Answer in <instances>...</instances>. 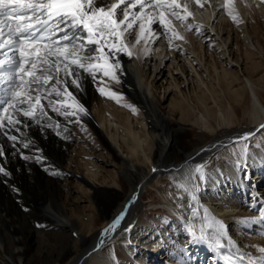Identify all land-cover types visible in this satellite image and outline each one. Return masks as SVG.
<instances>
[{"label":"bare ground","instance_id":"1","mask_svg":"<svg viewBox=\"0 0 264 264\" xmlns=\"http://www.w3.org/2000/svg\"><path fill=\"white\" fill-rule=\"evenodd\" d=\"M190 1L204 10L203 22L212 18L214 9L209 3L214 0L203 8L196 0ZM220 1L215 10L227 2ZM241 2L252 14L241 37L228 10L218 11L230 18V29L217 27L216 38L222 40L217 45L227 46L231 60H226L223 50L217 61L197 68L194 64L197 60L202 64L203 55L189 46L197 56L190 61L194 73L187 68L192 82L188 89L175 84L177 90L168 95L170 100L164 99L166 105L158 91L167 93L173 83L157 85L171 72L158 70L162 50L151 48L148 55L141 50L132 58L120 55L126 72L121 82L104 77L101 85L118 93L119 99L100 95L88 79L84 90L76 93L88 112L80 116V123H69L76 117L65 120L49 110L52 124L61 125L60 135L53 128L41 131L32 125L23 129L34 140L29 149L12 155L13 149L6 146L0 165L10 176L0 175V264H157L156 254L166 260L163 264H222L218 257L227 256L223 248H214L210 241L188 242L186 225L190 223L199 234L208 221L205 209L209 216L220 218L226 232L251 255H259L257 248L264 247L260 235L264 223L256 209L259 203L264 205V190H260L264 141L255 143L254 136L244 141L246 159H239L240 150L231 142L245 133L264 132V76L255 77L260 70L264 72V61L255 57L264 59V3L259 0L254 10L250 0ZM171 19L180 30V24ZM155 24L150 27L154 29ZM158 32H164L159 24ZM153 39L154 35L150 43ZM172 51L169 48L168 54ZM151 54L152 60L158 57L148 72L144 58ZM149 87L150 99L144 93ZM65 126L67 131H63ZM23 155L44 159L26 161ZM198 164H205L203 180L195 173ZM178 184L199 187L190 199L177 189ZM121 213L124 216L116 229L105 234ZM244 220L255 222L241 223ZM101 239L104 243L97 249ZM201 248L213 257L203 256Z\"/></svg>","mask_w":264,"mask_h":264},{"label":"snow or ice","instance_id":"2","mask_svg":"<svg viewBox=\"0 0 264 264\" xmlns=\"http://www.w3.org/2000/svg\"><path fill=\"white\" fill-rule=\"evenodd\" d=\"M196 2L203 8L209 0ZM224 7L238 23L231 0H227ZM192 15L189 4L181 5L178 0H0V158H5L6 146L13 149L12 155H17L34 144L23 130L32 125L41 131L53 128L60 135L61 125L59 122L52 124L49 110L65 120L76 117L69 123H80V116L88 112L76 93L84 90L88 79L96 85L100 95L119 99L115 91H106V84L101 86L103 78L108 77L117 84L121 82L126 72L119 57H133L136 45L144 39L145 22L149 33L155 35V29L150 26L158 20L164 29L162 34L171 43L173 38L182 40L183 36L176 31L170 18L191 31L193 25L188 18ZM144 54H148L147 50ZM131 110L136 111L134 107ZM67 130L65 126L63 131ZM253 135L245 133L231 142L240 150L239 159L247 158L248 144L244 141H250ZM233 155H236L235 149ZM22 158L36 162L44 159L39 155H23ZM204 168L205 164L195 166L200 180L204 179ZM0 175L8 177L10 172L0 165ZM198 187V184L177 185V189L189 194L190 199ZM204 213L208 220L206 209ZM259 214L260 222L264 223V208ZM123 216L121 213L105 229V234L113 232ZM249 222L255 221H241ZM37 227L45 226L37 224ZM208 228H213V224L207 223L197 234L192 225L187 224L186 232L191 237L188 242L211 240L214 248H223L220 242L225 238L223 222L216 221L211 236ZM226 239L229 249H235V256L230 251L224 264H264V247H258L259 255L253 256L241 251L230 237ZM103 243L101 239L97 249Z\"/></svg>","mask_w":264,"mask_h":264},{"label":"rangeland","instance_id":"3","mask_svg":"<svg viewBox=\"0 0 264 264\" xmlns=\"http://www.w3.org/2000/svg\"><path fill=\"white\" fill-rule=\"evenodd\" d=\"M218 1H220V0H214L213 3H209L210 9L211 10H212V8L214 9L213 16L210 19L208 18L207 22H203V19L205 18L204 10H200L199 7L195 8L191 4V1L188 0L189 11L193 13V15L188 18V22L193 25L192 30L191 31L187 30L188 31L187 32L185 27H183L181 25L179 26L180 30H178V28H176V26L173 24V26L175 27L176 31L179 32L180 35L183 36L182 40L173 38L171 43H169V40H168L167 36H165L162 33L158 32L157 34L154 35V39L150 43V39L152 38L153 35L149 33V30H148L149 26L147 25V22H145L144 39H142L140 41V44H138L137 47L135 48L134 56L139 55L141 50L145 51V49L148 46H149L148 51H147L148 54L150 53L151 48H153V50H152L153 52L156 50V48H157L158 52L162 50L161 51V54H162L161 58H163V60L162 59H161V61H160V59L157 60L158 61V65H159L158 70L165 71V73H166V70H170L171 72L169 73V76H168L167 79H165V77H166V75H165L164 78H161L160 80H158L157 85H158V87H160V86L164 87V86L168 85L169 82L173 83V86L168 90L167 93H165L164 89H161V90L158 91V94H160L161 99L163 100V105H166L168 103L164 99H166L168 97V95L172 92V90H177L175 84H179L180 87H185L186 89H188L190 87V83L192 81H191L190 76L188 77L189 79L187 78V74L189 73V71H190V74H191V72L194 73L195 70L191 68L190 61L195 59L197 56L194 55L193 53H191V50H189V46L192 49H194V50L196 48L199 49V54L203 55V63L200 64V63H198L199 61L197 60V62H195V64H194V65H196L197 68H199V66L201 65L202 68L205 69V67H204L205 63H207L208 61H215V60L217 61L218 60V56H220V53L223 50H225L226 53H227V56H226L227 59L226 60H229V61L231 60L230 56H229V49H227V46L220 47L219 45H217L218 43H222V40L220 38H218V39L216 38L217 37L216 36L217 27H218V29L219 28L220 29L221 28L222 29H226V30L230 29V26H229L230 25V18H226V15L224 13H222V12L218 13L219 9L224 7V5H225L224 3H227V2L224 1L223 5H221V6L219 5V9L215 10L216 8H218V6L215 5ZM178 2L181 5H183L184 3L187 2V0H178ZM231 2L233 4V5L231 4V6H235V8H236V10L238 12V15H239L238 16L239 17L238 20H240V21L238 23L237 22L234 23V27H235V30H239V34H240V37H241V35L244 33V31H247V21H248L249 18L252 17V14H250L251 12L245 11V8H244L245 6H243L241 4L242 3L241 0H231ZM250 2H251V6H252V8H254V10L256 8H258L257 5H258L259 0H250ZM249 11H251V9H249ZM244 17H245V19H244ZM156 23L157 24L154 23L156 25V27L154 26L155 27L154 28L155 31L158 28L159 22H156ZM172 23H173V20H172ZM174 23L180 24V22L176 21V20H174ZM154 24H152V25H154ZM197 26H199V30H197ZM159 27H161V26L159 25ZM136 31H137V35H139V30H136ZM209 32H210V34H209ZM185 33H186V36L188 34V37L184 36ZM263 34H264V32H263ZM146 35L148 36L147 40L145 39ZM169 35H170V33H169ZM263 40H264V38H263ZM161 41H163L162 42L163 45L160 47L159 45H160ZM167 44H168V46H167ZM185 44L187 46H185ZM172 47H173V51L170 54H168L169 53V48H172ZM250 48L253 50V52L256 53L253 44H250ZM241 50L244 51V47H242ZM237 54L240 55V51H237ZM153 56H154V54H151L149 59L147 57L144 58V62H145L144 65L146 66V69H147L148 72H150V70H152V65L156 62V59L158 57L156 55L154 60H152ZM255 57L257 58L258 61H262V62L264 61V59L262 57H259L258 54H256ZM169 58H171V59H169ZM172 60H173V63H170V62H172ZM208 66L209 65L207 64V67ZM187 68L190 69V70H188V73H187ZM238 72L243 77V74H241L242 73L241 68H239ZM261 74L264 76V72H262L260 70V72L255 74L256 75L255 77L259 78V76H261ZM175 79H178V80L176 81ZM150 81H152V79ZM135 83H136V86L138 88H140V85L138 84V82L135 81ZM261 84H263V83H261ZM144 93L146 94V96L149 99L151 98V96H150V87L147 88V89H144ZM262 93H264V91H262ZM165 95H166V97H165ZM168 98H169V100L171 99V97H168ZM91 112H92V110H91ZM244 119H247V117L244 116ZM75 134H76V136L79 135V133H77V132H75ZM253 136L255 137L254 138L255 143H260V142L264 141V132H263V130H261L260 132L258 131L256 133V135H253ZM71 144H72V142L69 140V148H67V149L70 150V151H71ZM104 155H107V154L104 153ZM218 157H220V156H218ZM77 171L80 172V170H78V169H77ZM72 187H73V189L76 188V186L73 185V183H72ZM260 190L261 191L264 190V183H263V186H261ZM153 192H155V194L158 197H160V194H159L158 191L153 189ZM207 232H209V230H207ZM229 234H230V232H229ZM143 242H145V241H143ZM223 244L227 245L226 243H223ZM240 246H241V244H240ZM225 247H226V249L228 251H230L228 246H224L223 249L225 251H226ZM142 248H143L142 246L138 247V251L139 250H143ZM241 248H243V250H246L249 253L248 249H246L243 245L241 246ZM226 254L228 255L227 251H226ZM152 256H154V255H152ZM136 257H135V259L138 258V257L137 258ZM160 257H162V256H160V254H156L154 256V259L156 260V263L157 264H158V262L161 263V264L165 263L166 260L164 262V258H160Z\"/></svg>","mask_w":264,"mask_h":264}]
</instances>
